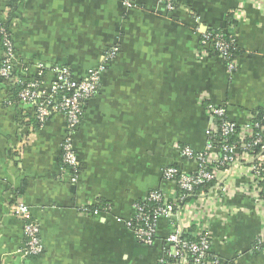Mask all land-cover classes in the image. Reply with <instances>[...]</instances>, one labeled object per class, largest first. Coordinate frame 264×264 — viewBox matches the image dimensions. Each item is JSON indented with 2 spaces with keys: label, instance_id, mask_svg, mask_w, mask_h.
<instances>
[{
  "label": "crops",
  "instance_id": "obj_1",
  "mask_svg": "<svg viewBox=\"0 0 264 264\" xmlns=\"http://www.w3.org/2000/svg\"><path fill=\"white\" fill-rule=\"evenodd\" d=\"M124 1L0 0V13L11 21L16 71L27 80H36L35 66L42 65L67 67L81 81L117 49L73 136L76 183L61 171L62 116L30 129L32 108L0 79V264H155L167 247L169 221L159 219L152 246L138 243L127 222L136 202L155 189H172L164 168L196 170L176 147L205 149L210 119L203 102L226 106L239 126L264 108V0H173L170 12L155 0H133L130 7ZM209 30L234 35V73L210 48L201 52L200 36ZM52 79L47 73L42 88ZM247 184L248 174L236 169L211 187L227 188L214 207L218 218H209L207 205L188 202L185 219L194 225L175 218L183 232L208 223L210 254L221 263L264 264L254 246L264 216ZM16 199L39 226V257L24 260L20 253ZM101 205L109 212L81 211Z\"/></svg>",
  "mask_w": 264,
  "mask_h": 264
},
{
  "label": "built area",
  "instance_id": "obj_2",
  "mask_svg": "<svg viewBox=\"0 0 264 264\" xmlns=\"http://www.w3.org/2000/svg\"><path fill=\"white\" fill-rule=\"evenodd\" d=\"M133 0H125L124 5L130 7ZM162 4L166 11H173V0H155ZM237 21V18L234 17ZM11 21L5 14L0 13V43L3 58L0 63V79L6 81L16 90V98L23 105L32 108L35 122L40 128L53 114H59L64 119L65 136L60 146L61 171L68 175L71 183L77 181V161L73 150V136L83 114L84 103L89 100L99 88L100 76L105 64L117 56V49L108 51L102 64L88 71L83 80L77 81L72 77L67 67L35 66L38 78L27 80L16 71V57L11 34ZM225 40L220 34L204 32L200 36V45L208 47L221 60L230 73L238 69L237 58L230 54L235 48L234 35ZM51 73L53 79L48 88H42V78ZM210 122L206 132V146L200 152L189 147L177 146L179 156L195 164L196 170L192 174H185L177 167H166L162 171V178L172 189H155L149 195L133 205V217L128 220L127 227L135 240L144 246H152L156 239L159 219L169 221L170 232L166 239L164 254L155 264H225L210 254V245L213 240L208 223L196 227L194 241L182 239L183 231L177 225L175 218L182 216L187 224L194 225L191 220L185 219V207L188 203L208 206L209 218H218L215 214V205L218 198L227 193L225 182L236 169H244L248 174V184L245 191L255 197L264 216V125L248 122L239 126L228 118L226 106H216L208 103L205 107ZM224 118L221 125L217 119ZM34 128L33 125L30 129ZM235 136L236 143H230ZM223 177V178H222ZM222 178V179H221ZM212 185L207 189L208 186ZM191 197L187 202L185 199ZM185 203H184V202ZM180 203H182L180 205ZM184 203V204H183ZM103 209L92 210L93 215H99ZM86 211H88L86 209ZM12 213L23 225L24 244L20 253L23 259L35 258L42 254L43 246L39 236V226L31 218L28 206L24 201L16 199L12 206ZM188 213V212H187ZM206 214V216H207ZM255 248L264 253V231L255 240Z\"/></svg>",
  "mask_w": 264,
  "mask_h": 264
},
{
  "label": "trees",
  "instance_id": "obj_3",
  "mask_svg": "<svg viewBox=\"0 0 264 264\" xmlns=\"http://www.w3.org/2000/svg\"><path fill=\"white\" fill-rule=\"evenodd\" d=\"M232 18V17H231ZM234 19V18H233ZM234 23H236V21L235 20H233L232 22H231V25H234ZM212 32V34H220V35H222V37L223 38H225V40H229L230 39V35L228 34V33H223L222 31H216V30H209L208 31V33H211ZM233 35V34H232ZM236 46V45H235ZM212 51V50H211ZM210 53H212V54H214V55H216L217 57H218V55H217V53H215L214 51H212V52H210ZM230 54H231V56L233 57V58H237L238 57V54H239V52H238V50H237V48L235 47L233 50L231 49V51H230ZM219 59H220V57H218ZM223 61V60H222ZM224 63H226L225 61H223ZM11 90H12V92H13V95H14V98H16V90H15V88H11ZM16 100H17V98H16ZM18 101V100H17ZM209 102H203V106L205 107L207 104H208ZM250 120L252 121V122H260V123H262L263 125H264V108H262V109H259V110H256V111H254V112H251L250 113ZM224 121H226V119H224V118H222V119H220V118H218L217 119V124L218 125H221ZM33 127L34 128H37V127H39L38 126V124L36 123V122H34V125H33ZM230 143H236V137L235 136H233V137H231L230 138ZM181 147H185V146H181ZM62 164H61V159H60V166H61ZM212 185H210V186H208L207 187V189L209 188V187H211ZM191 197H188L187 199H185V202H187L189 199H190ZM184 202V201H183ZM184 202V203H185ZM183 203V204H184ZM182 203H180V205H181ZM106 205H101V206H99L100 208H98V207H94V208H90L89 210L90 211H92V210H95V209H103V207H105ZM181 237H182V239H187V240H192V241H194L195 239H196V237H195V235H194V231L192 230V229H190V230H188V231H186V232H183L182 233V235H181ZM254 246H255V243H254Z\"/></svg>",
  "mask_w": 264,
  "mask_h": 264
},
{
  "label": "rangeland",
  "instance_id": "obj_4",
  "mask_svg": "<svg viewBox=\"0 0 264 264\" xmlns=\"http://www.w3.org/2000/svg\"><path fill=\"white\" fill-rule=\"evenodd\" d=\"M109 63V61L105 64V68H104V71H105V69H106V66H107V64ZM89 70H91V69H89ZM103 71V72H104ZM102 72V73H103ZM87 73H88V71H87ZM87 73H86V75H87ZM102 75V74H101ZM37 76H38V73H37ZM73 77V76H72ZM100 79H101V76H100ZM100 83V82H99ZM60 156H61V151H60ZM68 181L71 183V181H70V179H68ZM81 211H83V212H87V213H90V214H92L91 212L92 211H90V210H88V211H86V208H81ZM108 211H103V210H101V212H100V214L101 213H107ZM93 215V214H92ZM168 237V236H167ZM167 239V238H166ZM163 254H164V252H163ZM39 257V256H38ZM27 259H30V258H27ZM27 259H24V260H27Z\"/></svg>",
  "mask_w": 264,
  "mask_h": 264
}]
</instances>
